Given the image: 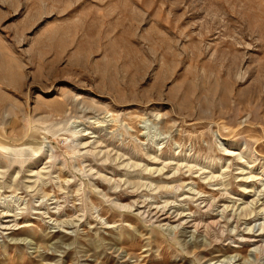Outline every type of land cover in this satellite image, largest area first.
Here are the masks:
<instances>
[{
	"label": "rangeland",
	"instance_id": "1",
	"mask_svg": "<svg viewBox=\"0 0 264 264\" xmlns=\"http://www.w3.org/2000/svg\"><path fill=\"white\" fill-rule=\"evenodd\" d=\"M0 264H264V0H0Z\"/></svg>",
	"mask_w": 264,
	"mask_h": 264
},
{
	"label": "bare ground",
	"instance_id": "2",
	"mask_svg": "<svg viewBox=\"0 0 264 264\" xmlns=\"http://www.w3.org/2000/svg\"><path fill=\"white\" fill-rule=\"evenodd\" d=\"M232 155H234V154H232ZM234 157V156H233ZM147 170V169H146ZM160 171V170H159ZM226 208V207H225ZM164 210V209H163ZM226 210V209H225ZM161 212V211H160ZM162 214H163V212H162ZM162 214H161V216H162ZM166 214V213H165ZM156 216V215H155ZM168 218V217H167ZM165 219V218H164ZM180 219V218H179ZM182 219V218H181ZM167 221V220H166ZM249 234V233H248Z\"/></svg>",
	"mask_w": 264,
	"mask_h": 264
}]
</instances>
